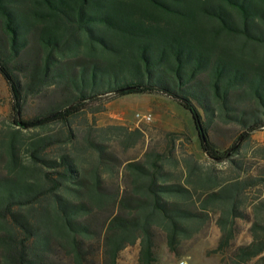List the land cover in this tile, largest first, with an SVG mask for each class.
Wrapping results in <instances>:
<instances>
[{
	"label": "trees",
	"instance_id": "obj_1",
	"mask_svg": "<svg viewBox=\"0 0 264 264\" xmlns=\"http://www.w3.org/2000/svg\"><path fill=\"white\" fill-rule=\"evenodd\" d=\"M80 33L108 52L107 36L126 40V59L108 68L79 63L70 44ZM0 74L13 117L0 137V264H119L136 245L139 264H157L160 240L180 257L213 216L221 236L210 255L264 264V205L249 212L243 204L264 176L228 183L198 161L172 170V151L150 152L126 165V186L114 192L104 135L71 127L95 105L164 96L191 116L203 154L247 171L231 157L239 141L264 131V0H0ZM51 86L62 100L26 118V96ZM219 122L240 130L225 151L211 135ZM56 124L60 138L23 134ZM63 142L71 150L51 157ZM239 219L252 221V241L237 246Z\"/></svg>",
	"mask_w": 264,
	"mask_h": 264
},
{
	"label": "rangeland",
	"instance_id": "obj_2",
	"mask_svg": "<svg viewBox=\"0 0 264 264\" xmlns=\"http://www.w3.org/2000/svg\"><path fill=\"white\" fill-rule=\"evenodd\" d=\"M107 42L113 51L98 50L96 44L82 33L70 44L77 50L79 63L97 64L108 68L110 63H121L126 58V40L110 38ZM125 58V59H124ZM19 75V72H16ZM20 81L26 83L22 76ZM62 100V94L54 86L45 87L40 94H29L25 98L24 115L33 118L47 111ZM141 116V117H138ZM143 116L150 120L142 119ZM13 125L12 96L10 89L0 74V137ZM72 129L80 136L91 129L94 137L104 135V144L114 156V171L105 174V183L109 190L116 192L119 187L126 186L127 178L124 169L128 163L139 162L150 152L164 153L172 151L171 159L178 163L168 165L172 170H180L184 160L198 161L202 171H215L223 181L228 183L245 180L251 176H264V131L255 133L249 141H239L240 130L232 124L217 123L216 132L211 133L213 141L222 150L230 149L239 141V152L231 159H241L247 171L240 175L232 167L231 160L217 163L202 153L197 142V134L191 116L171 99L164 96L132 95L107 101L93 106V108L75 119ZM65 129L63 125H51L44 129H33L23 134L29 136L62 137ZM130 134H136L137 140L127 142ZM71 144L63 142L49 150L51 157L61 151H70ZM2 165H0V172ZM243 204L252 211L256 204L264 205V182L249 187L243 194ZM217 217L213 216L206 227L205 236H200L190 242L185 254L177 257L172 254L166 244L159 241V260L157 264H177L186 261L187 264H222L217 255H210L209 251L218 245L221 232L217 225ZM254 220V219H253ZM250 219L237 221V236L234 244L243 245L252 241ZM139 246L128 247L120 257L119 264H139Z\"/></svg>",
	"mask_w": 264,
	"mask_h": 264
},
{
	"label": "built area",
	"instance_id": "obj_3",
	"mask_svg": "<svg viewBox=\"0 0 264 264\" xmlns=\"http://www.w3.org/2000/svg\"><path fill=\"white\" fill-rule=\"evenodd\" d=\"M138 117H141V116L138 115ZM142 119L150 120L151 118L150 117H147V116H143ZM177 264H187V262L186 261H180Z\"/></svg>",
	"mask_w": 264,
	"mask_h": 264
}]
</instances>
